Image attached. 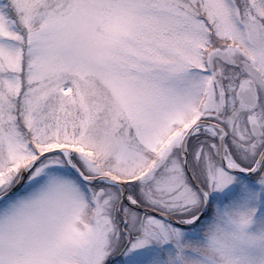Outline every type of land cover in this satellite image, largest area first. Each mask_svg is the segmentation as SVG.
I'll return each mask as SVG.
<instances>
[{"label":"snow or ice","instance_id":"6c2138e0","mask_svg":"<svg viewBox=\"0 0 264 264\" xmlns=\"http://www.w3.org/2000/svg\"><path fill=\"white\" fill-rule=\"evenodd\" d=\"M0 264H264V0H0Z\"/></svg>","mask_w":264,"mask_h":264}]
</instances>
